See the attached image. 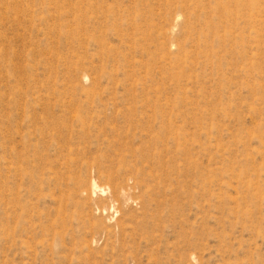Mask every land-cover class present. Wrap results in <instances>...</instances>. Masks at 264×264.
Listing matches in <instances>:
<instances>
[{
  "label": "rangeland",
  "instance_id": "1",
  "mask_svg": "<svg viewBox=\"0 0 264 264\" xmlns=\"http://www.w3.org/2000/svg\"><path fill=\"white\" fill-rule=\"evenodd\" d=\"M0 264H264V0H0Z\"/></svg>",
  "mask_w": 264,
  "mask_h": 264
},
{
  "label": "bare ground",
  "instance_id": "2",
  "mask_svg": "<svg viewBox=\"0 0 264 264\" xmlns=\"http://www.w3.org/2000/svg\"><path fill=\"white\" fill-rule=\"evenodd\" d=\"M92 189H93V192L95 193V192H97L98 191V189H99V187L96 185V183L95 182H93V185H92ZM124 193V192H123ZM122 195V194H121ZM125 198V197H124ZM124 200V199H123ZM128 200V199H127ZM126 201V200H125ZM114 207V206H113ZM111 208H112V206H111ZM113 209V208H112Z\"/></svg>",
  "mask_w": 264,
  "mask_h": 264
}]
</instances>
